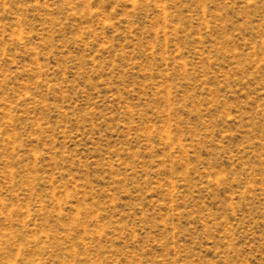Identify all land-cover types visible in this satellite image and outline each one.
I'll use <instances>...</instances> for the list:
<instances>
[{"label": "rangeland", "instance_id": "rangeland-1", "mask_svg": "<svg viewBox=\"0 0 264 264\" xmlns=\"http://www.w3.org/2000/svg\"><path fill=\"white\" fill-rule=\"evenodd\" d=\"M0 264H264V0H0Z\"/></svg>", "mask_w": 264, "mask_h": 264}]
</instances>
